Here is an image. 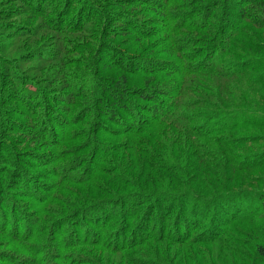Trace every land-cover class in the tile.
<instances>
[{
    "label": "rangeland",
    "instance_id": "rangeland-1",
    "mask_svg": "<svg viewBox=\"0 0 264 264\" xmlns=\"http://www.w3.org/2000/svg\"><path fill=\"white\" fill-rule=\"evenodd\" d=\"M111 1L100 0L97 4L102 10L111 8L120 14L139 13L132 11V6L123 5L125 1L109 5ZM208 1L210 0L202 2ZM42 2L46 10L47 0ZM52 2L54 4L49 7L48 14L37 15L28 11L20 0H0V43L5 47L0 60L3 74L10 76L18 73L25 80L22 83L24 89L40 91L41 94L48 90V98L67 91L73 100L75 94L62 88V84H67L66 79L85 82L93 76L95 80L106 82L111 75L124 73L109 62L120 57L126 61L130 59L129 56H106L104 50L109 49L111 44L119 47L126 38L123 34L116 36L117 26L120 25L116 20L113 23L114 19L110 17V24H106L110 33L106 37L99 36L95 24L87 25L86 30L92 32L88 40L93 44L87 47V52L69 48L60 51V42H70L71 47L77 42H85V38L79 36L87 31L66 33L59 37L56 32L47 29L45 23L48 22L50 28L63 21L75 23L82 16L81 12L96 14V18H99L96 11L99 7L89 3L84 10L74 0ZM117 4H122L123 7ZM129 4H133L132 0ZM232 10H236V7L233 6ZM56 16L60 18L53 23L52 18ZM252 16L264 25L263 13H254ZM154 17L155 13L139 15L141 20ZM18 29L21 31L17 34L15 31ZM259 31L264 35V29ZM189 34L196 35L194 31ZM150 42L142 44L147 46ZM195 46H190L188 50L195 55V61L184 59L186 64L201 59L208 60L209 56L198 55L199 49H192ZM43 54L47 56H42ZM241 57L238 60L247 64L250 61L256 64L259 62L254 67L251 65L249 71L264 78V54H246ZM64 58H67L65 65L62 64ZM232 60L236 59L233 57ZM2 76L0 73V77ZM150 77L151 75L143 74L132 78L128 74L129 81L125 82V86H151L153 83ZM131 78L133 81H130ZM169 79L178 80L179 75L167 76L166 80ZM261 86L264 84L260 85L261 93H264ZM186 90L192 101L199 100L194 79L188 80ZM78 91L81 93L80 89ZM78 98V101L68 105L70 116L76 115L74 120L77 123L68 131L73 137L62 138L60 128L54 132L53 127L49 128L47 125L45 115H41L38 120L44 126L43 130L32 135L27 129H15L8 134V139L0 141L4 145L8 144L0 147V167L6 168L0 171V196L4 198L0 204V264H264V258L258 255L255 248L256 245L264 246V163L260 167L254 163L258 156H264V126H245L242 131L231 134L232 138L249 136L248 141L235 139L227 145L231 154L224 151L219 153L218 145L208 146L202 140L200 143L204 146L199 144L198 149L196 147L203 152L212 150L201 165L204 169L217 170L213 176L220 180L216 185L221 186L213 194L221 193L222 198L229 197L224 206L230 212L223 213L222 210L216 217V203H212L216 199H211L213 194L201 193L211 206L201 205L199 209L206 211L205 221L207 226L212 224V229L204 230V223L198 221L189 234H185L182 229L168 231L167 227L160 231L158 227L148 223L139 224L141 220L137 218L136 225L128 232L118 226V220H111L109 228H102L104 213L109 212V207L121 209L118 202L133 196L131 184L139 180L137 174L150 177V182L173 180L178 174L190 169L192 158L189 154L192 152L180 148L179 141L172 149L150 145L145 141L147 144L144 143L138 149L144 150L141 156L146 161L145 166L134 167L128 162V152L125 150H119L118 154H105L101 151L104 141H112L109 145L113 147L120 144L124 147L130 141V136H121V132L112 133L113 139L105 133L93 150L92 144L88 146L90 139L87 135L92 124L80 119L84 110L91 105L85 102L84 97ZM146 103L144 106H148ZM252 103L255 105L254 109L264 111V95L255 96ZM198 111L204 110L199 108ZM198 114L202 116L203 113ZM262 115L261 120L264 122V114ZM13 116L22 123L35 120V117H27L24 111ZM116 127L113 125L111 129ZM73 132L76 134L73 135ZM256 134L260 136L251 138ZM135 160L138 161L136 155ZM190 173L193 174L194 171ZM209 181L207 182L212 184L210 179ZM151 202H154L152 194L145 197L142 211ZM182 204L184 208L191 205L184 202ZM213 218L223 224L221 229L216 228ZM177 231L181 232L180 237L178 236L181 243L173 240L172 233ZM169 232H172V237Z\"/></svg>",
    "mask_w": 264,
    "mask_h": 264
},
{
    "label": "trees",
    "instance_id": "trees-1",
    "mask_svg": "<svg viewBox=\"0 0 264 264\" xmlns=\"http://www.w3.org/2000/svg\"><path fill=\"white\" fill-rule=\"evenodd\" d=\"M50 1L47 0L48 8L44 10L45 4L42 0H32L30 2L32 5L27 0H20L28 11L37 15L48 14L49 7L52 3L54 4L53 0ZM122 1H125L123 5L132 6V11H139V13L120 14L111 8L102 10L97 4L100 0H87L82 3L74 0L78 7L83 6L84 10L89 3L97 5L99 9L96 11L99 13V18H96V14L81 12L82 16L75 20V23L63 21L60 25L53 24L52 28L49 27L48 22L45 25L47 29L56 32L60 37L66 33L82 32L86 30L88 24L92 23L97 27L99 36L106 37L110 33L106 24H110V17H112L113 23H116V20L120 24L117 26L118 35L116 36L123 34L126 38L119 47L111 44L109 49L104 48L105 55L129 56L130 59L126 61L120 57L109 62L111 66L123 70L124 73L111 75L106 82L95 80L93 76L85 82H78L73 78L66 79L67 84H62V88L75 94V99L72 100L67 91L53 94L48 98L47 96L50 95L48 90L41 94L40 91L24 89L22 83L25 80L22 76L18 73L8 76L3 74L4 70L0 69L3 75L0 77V141L8 139V134L13 133L12 130L15 129H27L32 135L40 129L43 130L44 126L38 120L41 115H45L47 125L49 128L53 127L54 132L60 128L62 138L72 136L70 135L72 133L68 134V131L77 122L74 120L76 115L70 116L68 105L80 99L78 97H84L85 102L91 106L84 110L80 119H85L92 124L91 131L87 130V135L90 139L88 146L92 144L93 150L105 133L112 138V133L121 132V136H130V141L124 147L122 144L113 147L109 145L112 141L109 143L104 141L101 151L105 154L106 152L118 154L119 150H125L128 152V162L134 167L145 166L146 161L141 156L144 150L138 151L144 143L149 142L150 145L172 149L179 141L180 148L192 152L189 154L192 158L190 169L178 174L173 180L171 178L150 182V177L137 174L139 180L131 184L133 196L118 202L121 209L109 207V212L104 213V223L101 227L109 228L111 220H118V226L129 232L136 225L135 219L138 218L141 220H138L139 224L148 223L150 226L158 227L160 231L167 227L168 231L182 229L185 234H189L198 221L204 223L202 226L204 230H210L212 224L207 226L205 221L207 213L199 207L201 205L210 207L211 204L204 200L205 196L201 193L213 194L214 190L221 185H216L220 180L213 176L216 175L217 170L204 169L201 165L203 159H207L212 150L203 152L197 149L199 144L201 146L216 144L220 148L219 153L224 151L231 154L227 145L233 143V140H249V136L232 138L231 134L242 131L245 126H264L261 120L264 111L260 108L254 109L255 105L252 103L255 96L264 95L260 89V85L264 84V78L251 74L249 71L251 65L254 67V64L259 65V62L256 64L250 61L247 64L243 60H238L246 54L248 56L264 54V35L259 31L264 29V25L252 16L254 13L264 14V0H210L205 3L202 2L204 0H142L141 2L132 0L133 4H129L130 0H112L109 5ZM117 5L123 7L122 4ZM233 6L236 10H232ZM146 13H155L156 17L141 20L139 15ZM59 18L58 16L52 18V22L58 21ZM19 31L21 30L18 29L15 32L18 34ZM190 31H194L196 35L189 34ZM91 33L87 31L79 36L85 38L86 43L80 41L71 47L70 42H60L58 47L60 51L63 48H69L87 52V47L93 46L88 40ZM145 41L151 42L145 46L142 44ZM2 45L0 43V60L5 48ZM192 45H197L192 49H199L198 55L209 56L208 60L201 59L198 62L186 64L184 59L193 61L195 58V55L188 51ZM163 57L165 59H161ZM233 57L236 60H232ZM66 59H62L63 65ZM171 65L174 67L171 68ZM101 73L102 71L98 74ZM128 74L132 75V78L143 74L151 75L149 79L153 85L129 88L125 86V82L129 81ZM174 75H179V79L166 80L167 76ZM132 78L130 81H133ZM193 79L198 88L199 100L196 101L190 99L186 90L188 80L193 81ZM10 84L13 86L9 87ZM261 88L264 89V86ZM77 89H80L81 93ZM144 103L148 106H144ZM19 107H22L21 110ZM199 108L204 111L197 112ZM22 111L27 117H35V120L22 123L13 116ZM199 112L203 113L202 116L198 114ZM65 113L67 116H63ZM113 125L117 127L111 129ZM75 134L73 132V135ZM256 136L260 134L251 138ZM200 140L204 144L200 143ZM44 142L47 143L45 140ZM4 144L1 142L0 147L8 145ZM135 155L138 161L135 160ZM263 161L264 156H258V160L254 163L260 167ZM1 170L6 168L2 166ZM193 171L194 173L191 174L190 172ZM209 179L212 184L208 183ZM150 194L154 195V202L148 203L147 208L142 211L145 197ZM4 195L6 197V191ZM3 199L0 196V204L3 203ZM211 199H216L212 201L216 203L214 206L216 217L222 210L223 213L230 212L224 206L229 197L222 198L221 193H214ZM182 202L191 205L184 208ZM214 223L217 224L218 229L223 226L217 219ZM148 225L145 224V227ZM178 231L171 233L173 240L181 243L179 239L181 232ZM171 233L169 232L172 237ZM255 248L258 255L264 258V246L256 245Z\"/></svg>",
    "mask_w": 264,
    "mask_h": 264
}]
</instances>
